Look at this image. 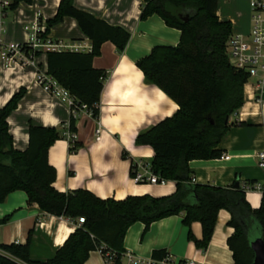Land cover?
Wrapping results in <instances>:
<instances>
[{
  "label": "trees",
  "instance_id": "16d2710c",
  "mask_svg": "<svg viewBox=\"0 0 264 264\" xmlns=\"http://www.w3.org/2000/svg\"><path fill=\"white\" fill-rule=\"evenodd\" d=\"M38 0H14L19 4H33ZM141 20L153 16L162 18L167 27L181 32L176 47L157 46L137 62L147 84L161 89L178 106L177 113L162 120L136 139L137 146H148L154 151L151 171L162 182H174L175 194L166 197L131 196L125 200L101 199L90 191L77 190L61 193L55 188L57 171L49 163L50 149L63 138L56 128L30 125L29 147L25 152L14 149V139L8 119L16 111L26 94L21 90L0 110V204L14 192H25L29 205H38L48 215L74 221L85 219L47 262L31 258L33 232L25 245L0 244V264H87L90 255L102 246L115 254L121 264L126 253L125 238L137 223H143L147 235L151 226L175 216L183 215V225L189 229L188 239L198 250L206 252L213 239L219 214L231 215L228 226L234 230L228 240L234 264H253L251 234L257 231L264 238V195L261 206L254 209L247 194L235 182L229 187L193 184L190 163L223 158L220 144L234 126L230 118L245 103V86L249 75L238 71L228 55V43L233 26L218 17V0H142ZM191 12V20L182 16ZM77 21L81 32L91 41L92 51L47 52L48 76L67 90L81 107L99 117L101 95L106 73L96 69L95 59L101 57L103 46L112 43L123 53L131 34L122 27L111 26L101 18L77 9L74 0H62L57 15L47 22L46 34L63 23L65 18ZM28 56L39 55L25 48ZM227 120L229 122L227 123ZM77 117L70 118L69 131L77 133ZM235 126L249 127L246 123ZM70 152L76 153L82 144L71 143ZM134 175V174H133ZM7 220L0 221V224ZM194 223L202 226V238L194 236ZM167 251H155L152 258L160 260Z\"/></svg>",
  "mask_w": 264,
  "mask_h": 264
},
{
  "label": "crops",
  "instance_id": "0c3cea01",
  "mask_svg": "<svg viewBox=\"0 0 264 264\" xmlns=\"http://www.w3.org/2000/svg\"><path fill=\"white\" fill-rule=\"evenodd\" d=\"M61 2L38 0L31 5L19 4L0 28V42L3 45L27 43L39 28L47 30V22L57 15ZM142 3V0H74L77 9L131 34L123 53H119L112 43H106L101 49V57L95 59V68L106 73L99 117L94 119L87 109L79 112L75 136L82 147L76 153L70 152L71 143L64 136L72 115L70 107L49 95L39 80L48 74L47 51L39 50L34 64L29 66L12 64L7 68L0 60V110L21 90L26 91L8 119L14 149L19 152L28 149L31 124L63 132V138L49 151V163L57 171L55 188L62 194L87 190L104 200L122 201L131 196L161 198L177 191L174 182L153 185L134 181L136 173L151 171L154 158L151 147L136 145L138 135L173 117L179 110V106L161 89L146 83L137 62L157 46H178L181 32L167 27L158 16L142 21ZM217 14L220 20L232 23V36L250 35L251 0H218ZM47 38L67 46L66 51L77 52L76 48L92 47L77 21L69 17L53 27ZM230 123L234 126L219 147L223 158L190 163L193 184L222 188L235 182L241 187L257 183L264 185V170L259 168L257 160V154L264 151V71L246 84L244 106L230 118ZM239 123H246L249 127L235 126ZM99 128L100 141L97 140ZM262 198L261 193L247 194L254 209L260 208ZM183 218L181 215L159 220L144 237L145 225L135 224L126 235V251L145 260L151 259L155 251L165 250L172 257H185L205 264H234L228 247L234 230L228 226L231 215L227 211L220 212L206 252L198 250L189 241L190 231L183 225ZM3 220L7 221L0 224V244L25 245L32 231L31 258L40 262L53 259L77 229L74 221L43 213L36 204L29 205V198L22 191L10 194L0 204V221ZM191 230L196 238H202L200 223H194ZM94 255L97 256L92 261ZM87 264L104 262L97 252H93Z\"/></svg>",
  "mask_w": 264,
  "mask_h": 264
},
{
  "label": "built area",
  "instance_id": "2783aa9c",
  "mask_svg": "<svg viewBox=\"0 0 264 264\" xmlns=\"http://www.w3.org/2000/svg\"><path fill=\"white\" fill-rule=\"evenodd\" d=\"M14 0H0V28L2 29L4 21L8 14L13 10ZM252 9V31L248 37L232 36L228 43V55L231 59L232 65L238 71H243L249 75L250 79L257 76L260 71H264V0H251ZM46 34V28H39L27 43L16 44L11 43L3 45L0 42V60L4 67L9 68L12 64L21 66H29L34 64L33 53L28 56L25 48H30L32 52L45 49L47 52H64L67 46L63 44L51 42L48 38L42 39L41 36ZM77 52L90 53L92 47L76 48ZM43 89L52 96L61 100V102L68 105L74 116H78L79 112L86 107H81L77 113V102L70 95V93L62 88L54 79L48 75L39 77ZM73 143L76 141L75 134L69 131V125L64 134ZM97 140H101V129L97 130ZM229 160V157H226ZM259 168L264 170V151L257 154ZM136 184H165L160 181L158 176L152 171L147 174L136 173L134 176ZM194 183V182H193ZM242 189L247 192H257L264 195V185H244ZM85 224V219L81 218L77 221V226L80 227ZM106 247L102 246L97 253L101 256L104 264H116L115 254L112 252H105ZM121 264H205L191 259H182L172 257L167 254L159 261L156 259H142L134 254L127 252L123 255Z\"/></svg>",
  "mask_w": 264,
  "mask_h": 264
},
{
  "label": "water",
  "instance_id": "95a60500",
  "mask_svg": "<svg viewBox=\"0 0 264 264\" xmlns=\"http://www.w3.org/2000/svg\"><path fill=\"white\" fill-rule=\"evenodd\" d=\"M192 13L187 12L182 16V20L188 21L191 20ZM229 120H227V123ZM236 187H240V184H236ZM251 249L254 252V261L253 264H264V238L259 234V236L250 242Z\"/></svg>",
  "mask_w": 264,
  "mask_h": 264
},
{
  "label": "rangeland",
  "instance_id": "374dc122",
  "mask_svg": "<svg viewBox=\"0 0 264 264\" xmlns=\"http://www.w3.org/2000/svg\"><path fill=\"white\" fill-rule=\"evenodd\" d=\"M143 2V1H142ZM254 192H247V194H253ZM259 236V233L257 231H254L253 234H251V239L252 240H255L257 237ZM97 255H94L92 256V261L94 260V258L96 257ZM175 258L179 259V260H182V259H188V258H185V257H179V256H174Z\"/></svg>",
  "mask_w": 264,
  "mask_h": 264
},
{
  "label": "clouds",
  "instance_id": "9594fccd",
  "mask_svg": "<svg viewBox=\"0 0 264 264\" xmlns=\"http://www.w3.org/2000/svg\"><path fill=\"white\" fill-rule=\"evenodd\" d=\"M258 206V205H257Z\"/></svg>",
  "mask_w": 264,
  "mask_h": 264
}]
</instances>
